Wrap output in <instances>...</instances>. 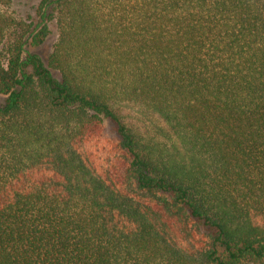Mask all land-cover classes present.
<instances>
[{"label": "trees", "instance_id": "16d2710c", "mask_svg": "<svg viewBox=\"0 0 264 264\" xmlns=\"http://www.w3.org/2000/svg\"><path fill=\"white\" fill-rule=\"evenodd\" d=\"M10 6L0 264H264V0Z\"/></svg>", "mask_w": 264, "mask_h": 264}, {"label": "rangeland", "instance_id": "374dc122", "mask_svg": "<svg viewBox=\"0 0 264 264\" xmlns=\"http://www.w3.org/2000/svg\"><path fill=\"white\" fill-rule=\"evenodd\" d=\"M40 0H11L10 10L12 12L25 19L26 21L37 22L38 14L36 12L37 6ZM50 32L44 38V40L35 46H28L31 52L35 53L45 64L48 54L52 49V45L55 41L56 31L53 24L49 25ZM107 132L110 131V125L107 124Z\"/></svg>", "mask_w": 264, "mask_h": 264}]
</instances>
